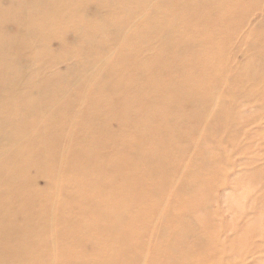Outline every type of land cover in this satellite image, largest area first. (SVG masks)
Returning a JSON list of instances; mask_svg holds the SVG:
<instances>
[{"label": "rangeland", "instance_id": "1", "mask_svg": "<svg viewBox=\"0 0 264 264\" xmlns=\"http://www.w3.org/2000/svg\"><path fill=\"white\" fill-rule=\"evenodd\" d=\"M80 1L66 13L83 12L50 40L51 61L36 41L19 48L27 62L40 52L43 69L63 77L52 89L73 100L49 103L43 128L59 143L46 150L51 164L11 163L23 172L11 187L28 195L12 223L43 229L21 256L28 264H264V0H116L106 9L112 0ZM6 24L0 39H14V20ZM70 59L106 72L117 92L70 69ZM78 79L83 85L71 87ZM4 116L25 130L40 122ZM60 167L73 170L55 179L83 186L54 188L38 177ZM51 223L61 225L56 236Z\"/></svg>", "mask_w": 264, "mask_h": 264}, {"label": "bare ground", "instance_id": "2", "mask_svg": "<svg viewBox=\"0 0 264 264\" xmlns=\"http://www.w3.org/2000/svg\"><path fill=\"white\" fill-rule=\"evenodd\" d=\"M76 1L77 0H14L16 5L10 9L6 7L2 9L0 5V25L14 20V31H17L16 34L13 35L14 39L5 40L4 37L0 39V68H4V72L0 73V185L2 184L3 187H8L6 191L0 188V264H3L10 258H14L15 262L24 261L28 264L30 260L21 256L20 249L23 246H33L35 244L34 238L40 236L43 230H39L38 224L35 225L30 219L22 223H12V220L21 215L20 212H22V206L17 203L21 202V200L28 195L26 194V190H18L19 186L15 188L11 187L14 183L18 182L20 174L23 173L18 170L16 166L11 165V163L28 157L31 163L38 167L51 164L50 162L54 159V156L49 155L46 150L51 144L58 145L59 143L58 138H54L56 137L55 133H50L52 130H44L43 128L46 124V115L49 113V103L53 101L55 102V106L62 107L73 101L60 96L59 92L52 89V85L55 81L52 78H55L56 81L59 82L63 80V77L58 76L56 72H52L54 75H49L51 71L43 69L44 67L47 68V64H40L39 60L43 58L40 52H35V54L29 57V62H27L25 58H21L19 48L30 47V43L36 41L41 44L42 48L44 47L43 50L47 52L46 56L48 60L51 61L52 56L55 55L49 50L51 38L54 37L53 39H55L63 35L65 33L66 22L74 18L78 13L83 12L80 8L78 13H66L71 7V4ZM107 5L111 7L116 6V0L109 1L108 3L104 2L102 7L106 9ZM74 29L78 32V35H83V38L93 40L95 37V35L91 34L86 35L81 26H75ZM107 30L108 24L104 22L103 25L101 24L100 26V31L104 34ZM119 30L118 27H110L112 33H116V31ZM21 34H25L23 38ZM22 60L28 63L27 73H24L25 68L21 69L20 64ZM38 61L39 63H37ZM69 62L70 69H75L76 71L81 70L90 80L94 81L97 76H100V80L96 85L103 89L104 92L109 94L117 92L118 89L112 85L111 82L106 81V75L108 74L106 72H99L97 66L90 65L88 63L89 61L82 63L78 60L70 59ZM32 80L38 81L40 86L36 89L31 88L30 83ZM77 81L78 82L71 83L70 86L74 88L83 85L79 82L81 79ZM25 91L29 94L23 95ZM141 92L145 94L144 90H141ZM31 95H37L38 100H33ZM9 111L17 116H23V118H29L31 116L40 117V122L39 124L31 125V128L25 130L21 124L15 123L13 118L4 116V114ZM11 124H13L14 128L10 130L8 126ZM29 134H31L30 136L38 135L40 143H29L27 141L29 138L26 137V135ZM64 152L65 150H62V153ZM33 155L40 157L39 162L32 159ZM85 163L86 160L83 159L78 166L84 165ZM6 165L10 166L7 170H3ZM70 170L72 171L73 168L60 167L59 169L51 171V174H49L47 172L43 173L40 169L38 177L44 174L48 175L49 184L51 187L53 185L54 188L66 186L70 189L72 184L74 187H82L83 184L76 180L63 182L59 179H55L62 174H70ZM33 183L35 184L36 181ZM87 184L90 185V182ZM64 222H68V220H64ZM60 226L58 227V225L51 223L49 228L53 232V235L56 236ZM62 226H65V224ZM20 233H23V237L26 239L21 240L20 245L18 244L19 246L16 249L10 252H4L2 246L7 244L16 234ZM52 242H55L54 238Z\"/></svg>", "mask_w": 264, "mask_h": 264}]
</instances>
